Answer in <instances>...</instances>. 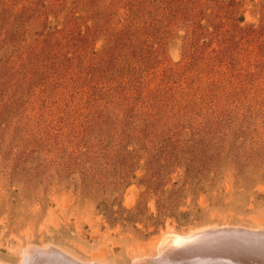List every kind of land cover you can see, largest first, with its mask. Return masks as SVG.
<instances>
[{
  "label": "rangeland",
  "instance_id": "1",
  "mask_svg": "<svg viewBox=\"0 0 264 264\" xmlns=\"http://www.w3.org/2000/svg\"><path fill=\"white\" fill-rule=\"evenodd\" d=\"M226 224L264 227V0H0V264Z\"/></svg>",
  "mask_w": 264,
  "mask_h": 264
},
{
  "label": "bare ground",
  "instance_id": "2",
  "mask_svg": "<svg viewBox=\"0 0 264 264\" xmlns=\"http://www.w3.org/2000/svg\"><path fill=\"white\" fill-rule=\"evenodd\" d=\"M171 230L153 239L156 254L142 252L133 258V264H264V227L261 225H210L183 233ZM50 245H25L20 249V264H30L35 256L50 254L61 257L67 264H92L63 248L52 250Z\"/></svg>",
  "mask_w": 264,
  "mask_h": 264
}]
</instances>
